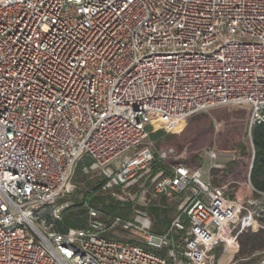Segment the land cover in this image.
Returning <instances> with one entry per match:
<instances>
[{"label": "built area", "instance_id": "1", "mask_svg": "<svg viewBox=\"0 0 264 264\" xmlns=\"http://www.w3.org/2000/svg\"><path fill=\"white\" fill-rule=\"evenodd\" d=\"M226 105L264 121V0H0V264H215L263 226L264 192L231 197L147 126ZM85 159L115 199H175L169 227L86 204V227L55 230Z\"/></svg>", "mask_w": 264, "mask_h": 264}, {"label": "rangeland", "instance_id": "2", "mask_svg": "<svg viewBox=\"0 0 264 264\" xmlns=\"http://www.w3.org/2000/svg\"><path fill=\"white\" fill-rule=\"evenodd\" d=\"M251 113L249 106L226 105L194 114L180 123L178 128L165 132L159 140H152L154 151L157 154L172 147L178 154H183V161L194 159L200 162L204 177L213 185L223 186L230 196L245 201L256 196L251 193L253 185L250 180L254 156L249 128ZM152 118L157 128L162 130L161 126L166 119L158 114H153ZM210 150L217 153L216 157L209 156ZM197 162L196 165H198ZM98 180L97 177H85L82 171L78 173L77 169L74 176L75 191L61 197L57 206L62 210L73 208L77 204L76 200H82L94 192L96 196L104 198L103 203L93 204L104 219L110 215H121L128 218L133 215L135 208L145 210L144 208L149 206H169L168 217L172 220L176 215L177 202L175 199L154 197L152 191L149 190L146 194L147 206L141 205L140 192L135 202L121 201L101 189H95L94 186ZM111 204L117 206L113 212H107L102 207ZM260 208L263 213V199H261ZM45 214H50V210H46ZM152 220L154 221L153 217ZM261 223L264 225V221ZM116 232L118 237L110 236V238L124 240L130 236L128 231L118 229ZM255 232L256 230L252 229L244 232L239 237L237 247L229 246L225 249L224 246H218L215 249L218 255L215 264L221 261L226 264H256L259 262L264 255V247L258 244L253 247L251 238Z\"/></svg>", "mask_w": 264, "mask_h": 264}, {"label": "trees", "instance_id": "3", "mask_svg": "<svg viewBox=\"0 0 264 264\" xmlns=\"http://www.w3.org/2000/svg\"><path fill=\"white\" fill-rule=\"evenodd\" d=\"M161 127H162V130L158 129L156 123H152L147 126L150 141L159 140L165 134V132L171 131L169 122L163 123ZM251 138H252V143L254 146V162H253V167L250 173V180H251L253 187L256 190L264 192V121L260 123H256L253 126L252 131H251ZM184 162L187 165L194 167V168H200L201 166V163L197 162L194 159H192L191 161L186 160ZM196 162L198 163V165H196ZM89 163H90L89 159H85L84 161L80 162L76 168V170L78 169V173L81 171L83 173V166ZM94 187L95 189H100L101 181L98 180L97 184ZM251 193L256 194V196H259L258 193L254 190L251 191ZM231 197L235 198L234 196H231ZM262 199L264 200V197H262ZM76 202L77 204L73 208L63 210L62 220H53L49 214L48 215L45 214V218L48 220V222L53 223V227L55 230L63 232V231H66L68 228L86 227L89 223V213H88L86 204L88 206H93L94 203H97V204L103 203L104 198L96 196V194L93 192L82 200H76ZM102 207L107 212H113L117 206L115 204H111V205H104ZM144 209L147 210L149 215L152 216L154 219L153 221L154 231L162 232L167 227H169V225L171 224L172 220L167 215V212L170 210L169 206H149V207H145ZM259 219H260V223L261 221L262 222L264 221L263 220L264 212L262 213ZM251 229L256 230V232L252 234L253 236L251 238V243L253 247H256L257 244L261 247H264V225L256 226L248 230H251Z\"/></svg>", "mask_w": 264, "mask_h": 264}, {"label": "water", "instance_id": "4", "mask_svg": "<svg viewBox=\"0 0 264 264\" xmlns=\"http://www.w3.org/2000/svg\"><path fill=\"white\" fill-rule=\"evenodd\" d=\"M253 162H254V156H253V160H252V165H251V169H252V167H253Z\"/></svg>", "mask_w": 264, "mask_h": 264}, {"label": "crops", "instance_id": "5", "mask_svg": "<svg viewBox=\"0 0 264 264\" xmlns=\"http://www.w3.org/2000/svg\"><path fill=\"white\" fill-rule=\"evenodd\" d=\"M219 264H226V263H222V261Z\"/></svg>", "mask_w": 264, "mask_h": 264}]
</instances>
